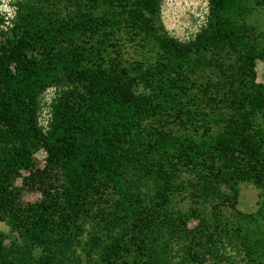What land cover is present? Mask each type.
<instances>
[{"label":"trees","instance_id":"trees-1","mask_svg":"<svg viewBox=\"0 0 264 264\" xmlns=\"http://www.w3.org/2000/svg\"><path fill=\"white\" fill-rule=\"evenodd\" d=\"M163 1L0 15V264H264V0H207L188 41Z\"/></svg>","mask_w":264,"mask_h":264},{"label":"rangeland","instance_id":"rangeland-1","mask_svg":"<svg viewBox=\"0 0 264 264\" xmlns=\"http://www.w3.org/2000/svg\"><path fill=\"white\" fill-rule=\"evenodd\" d=\"M16 0H0V15H6V17H12L14 11V2ZM208 14V1L207 0H164L162 4V19L164 25L169 34L180 40L188 41L192 39L195 34L205 24ZM258 81L264 82V62L259 61L257 64ZM54 89L46 92L43 98L44 110L41 115V123L47 124L49 117L48 105L51 99L54 97ZM38 163L41 167L44 164L46 153L40 150L36 153ZM21 180H19V184ZM257 191L253 188L246 187L243 191L242 199L239 208L244 212H255L258 208L257 202ZM40 191L28 190L26 193V199L28 201H36L40 198ZM0 232L6 235V244L10 245L13 239V234L9 225L3 221H0ZM23 246V242L19 243ZM24 255L29 260V263L34 264V255L29 251L25 250Z\"/></svg>","mask_w":264,"mask_h":264}]
</instances>
